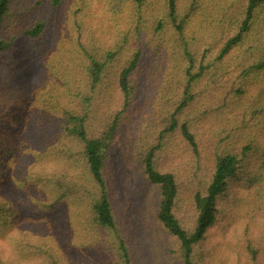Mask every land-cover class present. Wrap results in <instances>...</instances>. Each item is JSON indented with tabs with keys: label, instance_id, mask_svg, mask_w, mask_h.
Instances as JSON below:
<instances>
[{
	"label": "trees",
	"instance_id": "obj_1",
	"mask_svg": "<svg viewBox=\"0 0 264 264\" xmlns=\"http://www.w3.org/2000/svg\"><path fill=\"white\" fill-rule=\"evenodd\" d=\"M133 1L136 21L109 26L79 0L63 41L49 16L61 0H0V92L5 116L18 112L13 126L0 118V264H78L96 251L89 264H210L213 230L239 207L255 204L264 222V0H227L214 44L203 6L217 0ZM45 62L64 76L27 111L26 73L30 89ZM32 128L38 139L22 145ZM240 243L246 264H264L263 230L247 227Z\"/></svg>",
	"mask_w": 264,
	"mask_h": 264
},
{
	"label": "rangeland",
	"instance_id": "obj_2",
	"mask_svg": "<svg viewBox=\"0 0 264 264\" xmlns=\"http://www.w3.org/2000/svg\"><path fill=\"white\" fill-rule=\"evenodd\" d=\"M79 0H61V3L59 5L58 10H54L51 12H49V16L50 17H54L56 19L57 22H60L61 24V28H62V32H63V36L60 34L61 31L58 32L54 31L53 34L51 35V39H57L59 37L60 40L64 41V36L66 35L68 29V27L70 26L69 24L74 22V18H75V4L78 2ZM105 0H92V5L86 10L85 15L86 17L89 19L91 17H93L94 15H97L98 21L102 19L103 20H107L109 21L108 24L109 26H112L113 24L111 23V20L114 19L115 20V24L116 23H121L122 21H127L129 23H133L136 21V15H137V7L136 4L134 3L133 0H106V3H104ZM94 3H96L97 5H94ZM107 5L108 9H109V13H105V9H100L99 5ZM210 6L209 7H205L207 8L205 9V11L208 13V15H212L214 22H215V26H214V30L213 32H210V43H216L223 34V15L226 11V4H227V0H217V1H212L210 2ZM94 5V6H93ZM106 8V9H107ZM196 23H198V20H196ZM11 31V30H10ZM16 35L20 34V29H15L12 30ZM11 31V32H12ZM61 32V33H62ZM59 36H58V35ZM22 35L18 36V39L21 38ZM64 44V43H63ZM47 45V44H46ZM20 46H23L22 44ZM60 46V45H58ZM50 46H46L45 47V51L44 54L42 56H44V58L46 60H49L48 57L52 55V50L51 48H49ZM132 49H134V47L131 45ZM130 48V47H129ZM129 51H125V53H128ZM27 53L24 52H18L16 54V58L17 61H21L23 59H25ZM68 56V58L71 59V63H70V67L73 70V74L75 73H80V69L81 67H79L77 65L78 63V59L74 60L73 57V52L69 53V54H65ZM70 55V56H69ZM53 59L52 60H56V57L53 55L52 56ZM5 62H7V58L5 59ZM24 64V67L28 70V64L27 61H22ZM21 67V66H20ZM40 67L42 69L41 71V78L39 79V82H37V84L35 83L34 85H30V89H29V84L31 79V75L29 72L26 73V79H27V84L25 85V89H28V93L24 94L23 91V95L21 94L20 97H22L23 100V104H19L17 103L16 106H23L24 109L27 108V111H32L33 107L35 106L34 101L38 98L39 92L41 90L42 85L45 83L46 79L49 77H52L54 79H59L61 76H64L63 73H65V70L62 71V68L64 67V65L59 64V62H56L55 64H50L47 62L40 64ZM69 67V68H70ZM16 70V68H15ZM30 70V69H29ZM28 70V71H29ZM54 74H58L57 76H54ZM63 85V79H61V82L58 83L57 85ZM60 85V86H61ZM29 95L28 98H24V96ZM27 97V96H26ZM3 95L0 92V118L4 119H8L10 122L9 124H11V126L14 125V123L16 122V112L17 109H9V114L8 116H5V112L4 110L5 105H6V101H4L5 99L3 98ZM217 101L218 104L223 102V97L222 96H217ZM25 102V103H24ZM96 110V108H95ZM18 115V112H17ZM216 116L218 117H222L224 118L225 115L222 114L221 110H216ZM7 122V121H5ZM1 125V123H0ZM35 128H32L31 130V136L30 135V130L29 132H23L22 136V140L20 141L22 145L28 144L30 141H33V138H35L36 140L38 139L35 131ZM17 130L15 129H11V130H7L6 132L4 131L3 136H5L7 138L8 141H11L12 137H16L17 135ZM233 137L237 136V131H233ZM0 137H1V133H0ZM15 158L11 157L8 161H7V166L13 168L15 166ZM0 189H2L1 184H0ZM124 202H126V200L123 198ZM124 203V204H125ZM255 208V204H251V203H246L244 205H242L241 207H239L235 213H232V219H229L228 221H226L225 223V230H218V226L213 230L212 233V238L209 241V257H210V264H246V260H247V256L248 253L247 252H243L242 248L240 247L241 243V237L244 234V231L247 227L251 228V231H255V232H260V231H264V222L263 220H259V218L255 219V217L250 216V214H252V210ZM128 209L127 205L125 204L124 207V211L126 212ZM254 218V219H253ZM31 223L32 224V220L23 223L22 227L24 230H26L25 232H28L29 230V226L26 227V224ZM60 233V237L59 240H63L64 244H65V248L66 250H69L71 247L67 244V242H69V238H70V231L67 234L62 235V231H59ZM57 240H54L53 243H56ZM71 250V249H70ZM238 258H242L239 262H238ZM81 259V256L79 258V256L77 258H72L71 260L75 263L77 261H79ZM99 259V253H90V258L88 262L85 261H80V263L78 264H89V262L93 263V262H97ZM73 264V263H72ZM77 264V263H76Z\"/></svg>",
	"mask_w": 264,
	"mask_h": 264
}]
</instances>
